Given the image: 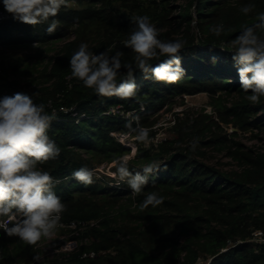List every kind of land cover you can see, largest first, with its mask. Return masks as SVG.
Listing matches in <instances>:
<instances>
[{"label": "trees", "instance_id": "trees-1", "mask_svg": "<svg viewBox=\"0 0 264 264\" xmlns=\"http://www.w3.org/2000/svg\"><path fill=\"white\" fill-rule=\"evenodd\" d=\"M248 4L255 9L245 15L240 9ZM261 12L264 0H67L53 34L46 32L47 24L1 19L0 47L37 46L27 57L0 64V98L37 93L34 102L46 105L50 115L56 112L48 135L61 154L38 168L61 181L53 189L66 205L60 222L98 220V225L73 235V249L60 258L41 262L34 259L38 242L28 245L0 230V264H263L264 243L252 237L256 229L264 232V97L255 105L246 99L251 92L240 88L234 50L228 46L244 27L258 23ZM142 15L150 17L162 41L187 42L179 53L185 69L179 81L144 79L136 70L137 96L120 99L100 97L71 77L69 61L81 43L95 54L120 51L122 64L135 67V53L123 41L135 27L132 18ZM221 23L225 32L217 37L210 27ZM166 58L150 63L156 66ZM201 92L209 95L212 112L202 107L177 113L171 137L135 146L130 171L159 161V171L140 194L125 181L109 184L97 176L99 164L131 153L116 136L127 131L131 116L105 115L111 107L138 115L153 134L161 111L171 109L177 98ZM230 127L236 130L229 132ZM246 132L262 144L244 143L239 137ZM211 148L225 152L236 167L213 162ZM81 167L95 171L93 184L71 178ZM150 192L162 196L163 203L141 211ZM91 250L95 256L85 255Z\"/></svg>", "mask_w": 264, "mask_h": 264}, {"label": "clouds", "instance_id": "clouds-1", "mask_svg": "<svg viewBox=\"0 0 264 264\" xmlns=\"http://www.w3.org/2000/svg\"><path fill=\"white\" fill-rule=\"evenodd\" d=\"M2 3L14 20L30 26L47 24L46 32L53 34L60 24L55 17L67 0H2ZM254 9V4H248L240 10L247 15ZM257 20L258 23L244 27L228 44L234 50L232 60L237 68L240 88L245 93L251 92L246 99L254 105L264 97V35L257 32L264 34V12L257 15ZM132 22L135 27L123 44L135 53V67L132 63L122 64L123 53L120 51L109 55L111 49H108L95 54L89 51L87 43H81L69 61L71 77L82 81L86 88L100 97L120 99L137 96L136 70L143 74L144 79L151 78L166 84L179 81L185 75L179 53L187 42L183 39H159V29L147 15L135 16ZM210 31L219 37L225 32V27L222 23L213 25ZM162 56L167 58L156 66L150 63ZM122 67L126 74H121ZM118 77H122L120 82ZM33 95L37 93L30 96L17 92L0 98V230L28 245H35L42 238H51L66 211L65 203L53 191L61 181L38 168V165L57 159L61 154V148L48 135L56 112L50 115L45 110L46 105L34 102ZM129 115L131 119L125 124L127 131L121 133L120 142L124 143L135 134V140L149 145L150 129L141 126L138 115ZM191 147L195 150L196 143L191 142ZM130 159L129 155L114 159L112 166L116 172L112 176L125 181L133 194H140L149 183L150 175L159 171V161L153 160L142 171L132 172ZM94 176L95 171L87 167L71 173L72 179L85 186L94 183ZM163 199L158 193L150 192L140 204V209L143 211L150 205L156 207L163 203Z\"/></svg>", "mask_w": 264, "mask_h": 264}, {"label": "rangeland", "instance_id": "rangeland-1", "mask_svg": "<svg viewBox=\"0 0 264 264\" xmlns=\"http://www.w3.org/2000/svg\"><path fill=\"white\" fill-rule=\"evenodd\" d=\"M36 46V43H34L32 47H0V64L5 65L7 63L13 62L20 56L27 57L29 54H32L35 51L34 49ZM209 106V95L206 92H201L194 95H185L184 98H177L176 103L173 104L171 109H164L160 112L157 125L153 126L154 133L152 134L149 132V137L151 139V143L149 145H156L161 140L173 135L172 120L177 113L179 115H183V111L189 108L198 109ZM231 131L233 130H229V132ZM240 135L241 136L239 138L247 145L262 144L258 138L252 137L251 132L241 133ZM125 142H129V144L134 147L140 144L145 145L135 140V134L129 136ZM132 153L133 152L131 151L130 154ZM209 153L213 162L219 161L221 165L225 166V168L236 167V162L225 152L211 148ZM95 170L98 177L102 175L109 179V184L116 183V180H119L118 177L112 176V173L116 172V168L113 167L112 164H107L105 162L101 163L96 167ZM72 236L73 234L70 229L64 226H58L51 238H42L38 242L37 247L39 259H37L36 262H41L46 259L60 258L63 253L69 252L73 247H69L67 244L69 243V240L72 239Z\"/></svg>", "mask_w": 264, "mask_h": 264}, {"label": "built area", "instance_id": "built-area-1", "mask_svg": "<svg viewBox=\"0 0 264 264\" xmlns=\"http://www.w3.org/2000/svg\"><path fill=\"white\" fill-rule=\"evenodd\" d=\"M10 16L11 15L9 13H7L5 10L0 8V20L3 19V18L10 17ZM206 108H207V111L212 112V108L210 106L206 107ZM110 112L114 113V114H121V115H124L126 117L129 116V112H126V113L123 112V110H121L119 106L111 107L108 110L107 113H110ZM156 125H157V123L154 126H156ZM229 130H234V128L230 127ZM120 135H121V133H117L116 134V136L119 139V141H120ZM123 144L128 146V147H131V151L134 152V148L135 147L130 145L129 142H124ZM130 155L131 154H129V156ZM119 182H120V180H116V183H119ZM97 225H98V220H92V221H88V222H85V221H72L70 223L60 222V226H62V227L64 226V227L70 229L73 235H79L81 230L87 229L88 227L97 226ZM252 239L257 241V242H263L264 243V232H263V230H261V229L254 230ZM67 246L73 247V244H72L71 240H69V243L67 244ZM72 249L73 248H71V250ZM85 255L95 256V252L91 250V251L85 253Z\"/></svg>", "mask_w": 264, "mask_h": 264}, {"label": "water", "instance_id": "water-1", "mask_svg": "<svg viewBox=\"0 0 264 264\" xmlns=\"http://www.w3.org/2000/svg\"><path fill=\"white\" fill-rule=\"evenodd\" d=\"M234 130H236V129L234 128Z\"/></svg>", "mask_w": 264, "mask_h": 264}]
</instances>
